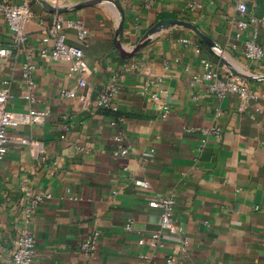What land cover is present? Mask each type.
<instances>
[{
    "label": "crops",
    "instance_id": "crops-1",
    "mask_svg": "<svg viewBox=\"0 0 264 264\" xmlns=\"http://www.w3.org/2000/svg\"><path fill=\"white\" fill-rule=\"evenodd\" d=\"M30 1L28 42L19 50L0 14V48L10 50L0 61V86L6 81L13 94L7 108L43 109L48 115L42 124L11 130L38 140L42 152L34 156L27 146L11 144L0 161V264H13L14 241L31 206L36 264H133L139 254L150 264H264V58L249 61L241 52L242 40L253 31L264 48V0H246L258 23L241 38L235 36L237 0H105L60 13L87 27L83 41L71 29L63 32L67 42L83 49L92 96L116 86L117 113L83 107L62 94L80 91L76 76L68 63L50 59L53 39L42 27L53 14ZM194 1L201 7L191 10ZM169 19L195 26L213 49L191 28L174 24L133 51L149 29ZM118 28L117 40L129 56L115 47ZM202 60L221 75L230 68L258 97L218 98L208 82L190 84L201 74ZM26 62L35 67L34 103L20 97ZM153 93L158 100L151 99ZM162 104L170 108L166 118L160 117ZM184 126H218L221 134L201 142L199 130L186 133ZM120 131L125 138L117 141ZM170 192L188 256L168 263L180 238L161 227L158 210L147 201L153 193ZM94 230L96 249L85 254L80 243ZM153 233H159L161 247L145 245Z\"/></svg>",
    "mask_w": 264,
    "mask_h": 264
},
{
    "label": "built area",
    "instance_id": "built-area-1",
    "mask_svg": "<svg viewBox=\"0 0 264 264\" xmlns=\"http://www.w3.org/2000/svg\"><path fill=\"white\" fill-rule=\"evenodd\" d=\"M50 4L58 6L62 5L64 1L76 2L79 0H47ZM131 1V0H123ZM201 7L197 1L189 3L191 10ZM236 18L235 26L237 32L235 36L241 38L243 32H248L250 27L258 23V20L249 15L247 1L237 0L235 4ZM0 14L3 21L7 25L12 34L13 47L19 50L28 42L27 36V23L32 19V5L30 0H23L15 3L12 0H0ZM51 22L47 26H43V32L53 39V45L49 54L50 59L59 62H66L69 64L70 75L75 74L77 79V87L79 90H64L63 95L77 100L83 107H90L91 105L101 107L104 110H109L112 113L118 112V106L115 103V95L117 93L116 86L109 84L101 89L95 96H92V87L88 85L86 76L89 74V64L84 57L83 49L79 46L73 45L66 40V35L63 32L64 28L74 31L77 40L83 41L88 35V29L80 19H63L60 13H52ZM42 20L40 24H42ZM255 31L252 32L251 38L242 40L241 52L243 56L249 61H260L264 58V48L259 45L255 38ZM44 41L46 39H43ZM10 54V50L6 47L0 48V61ZM44 55V54H42ZM203 70L199 76H193L190 84L196 85L200 79L208 82L209 92L218 98L225 97L228 93L237 94L242 101L247 102L255 100L258 96L257 93L252 91L246 84L245 80L239 77L230 68H225V73L221 75L217 69H213L211 64L206 60H202ZM35 67L32 63L26 62L21 66V76L24 83L25 91L20 96L27 102H36L35 87L36 82L34 79ZM13 98L10 93L6 81L2 82L0 86V161L6 156L11 144L27 146L32 154L36 156L42 152V147L38 140L22 136L17 133H12L11 130L19 126H34L42 124L48 111L43 109L31 108L28 110H12L7 108L9 99ZM151 99L158 100L157 93L151 95ZM197 99V97H196ZM170 108L167 104L161 106V118H166L169 115ZM220 112L216 110L215 117L219 116ZM119 121L123 119L117 118ZM184 132L192 133L199 130L204 138L209 136L219 137L221 128L212 126L209 128H196L193 126H184ZM125 138L123 131L118 132L115 137L117 141ZM143 187H148L146 182L141 183ZM49 198V195L45 196ZM40 200L36 198L34 205ZM147 204L150 208L158 210L160 216V225L163 229L173 232L180 238V247L171 251L166 258V262H171L174 257L186 258L188 238L184 234L182 228L178 225L177 219L174 214V207L176 198L174 193L157 194L153 193ZM34 206L25 210V216L22 224L17 232L14 241V248L11 254L13 264H36L33 258V251L35 247V238L28 228L29 219L32 214ZM125 230L129 231L131 228V219L124 225ZM99 232L94 230L85 235L80 243L81 251L85 254H92L96 249L97 239ZM144 243L150 248L161 247L159 233H153L144 238ZM181 264V260L177 261ZM133 264H150V259L146 254H139L138 261Z\"/></svg>",
    "mask_w": 264,
    "mask_h": 264
},
{
    "label": "water",
    "instance_id": "water-1",
    "mask_svg": "<svg viewBox=\"0 0 264 264\" xmlns=\"http://www.w3.org/2000/svg\"><path fill=\"white\" fill-rule=\"evenodd\" d=\"M35 1H37L46 11H49L51 13H54V12L62 13V12L71 11L73 9H78V8H81V7H84V6L93 5L95 3L102 2V1H105V0H79V1H76V2H71V3H68V4H63V5H58V6L50 4L47 0H35ZM106 1H108V0H106ZM111 1L114 2L113 0H111ZM114 3L116 4V2H114ZM174 24H179V25L191 28L192 30H194L196 32L197 35H199L201 38L206 40L208 45L213 49V47L211 46V43L208 42L207 38L205 36H203L195 26H193V25H191L189 23L183 22L181 20L169 19V20L159 21L151 29H149L145 33L143 38L139 41V43L134 47L133 51H136L142 45H144L149 40L150 36L152 34H154L155 32H157L158 30H160L161 28H167V27H169L171 25H174ZM118 33H119V28L117 29L116 37H115V40H114L115 47L117 48V50L120 53L123 54V56L131 55L132 52L125 53L121 49L120 44H119V42L117 40Z\"/></svg>",
    "mask_w": 264,
    "mask_h": 264
}]
</instances>
